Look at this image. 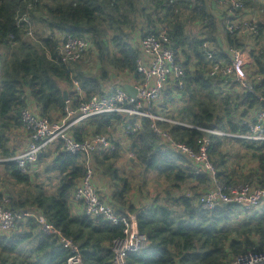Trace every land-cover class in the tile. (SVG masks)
Returning a JSON list of instances; mask_svg holds the SVG:
<instances>
[{"label": "trees", "instance_id": "1", "mask_svg": "<svg viewBox=\"0 0 264 264\" xmlns=\"http://www.w3.org/2000/svg\"><path fill=\"white\" fill-rule=\"evenodd\" d=\"M239 2L242 9L238 11L256 13L253 10L259 8L262 13L249 16L250 21L260 23L258 35L252 37L255 45L248 52L251 77L260 76L264 74V0ZM188 25L201 26L200 35L188 33ZM158 27L166 32V46L174 52L177 64L182 63L185 77L179 81L182 88L175 79L168 80L154 115L189 127L142 118L138 130L134 118L102 115L72 130L77 142L107 136L116 147L111 154L94 156L95 173L99 170L98 174L109 181L114 209L121 216H134L139 233L149 242L146 251L128 255L126 262L230 264L246 253L264 254V208L259 213H245L232 206L201 212L197 195L211 187V180L205 174L196 175L194 165L174 152L153 129L155 126L166 132L196 154L209 137V157L223 185L258 182L264 188L263 142L207 136L199 131L247 135L249 128L243 121L264 105L259 99L264 97V84L256 85L253 94H246L231 78L210 77L214 62L229 64L228 51L246 50L248 33L242 25L233 32L224 31L219 41L220 23L208 0H0V160L16 156L11 135L26 136L24 111L30 109L36 117L61 123L69 111L77 112L82 103L105 96L130 75L139 80L140 48L134 47L133 39L138 28L139 42L150 34L158 36ZM69 36L90 40L93 49L87 58L96 55L95 70L83 59L70 64L62 61L61 45ZM257 43L263 50L257 49ZM207 53L214 59L208 60ZM127 126L132 127L126 139L129 161L144 177L153 175L168 186L166 201H157L143 211L129 204L128 178L115 167L125 147L114 137ZM235 143L256 162L254 169L249 168L250 163L243 167L227 164L224 146ZM50 155L54 157L48 162ZM83 160L60 146L43 151L37 163L42 169L41 183H36L32 167L23 173L14 162L0 163V207L13 213H40L78 246L83 264H112V245L123 237V228L101 218L73 214L74 205H78L74 194L86 174ZM48 176L55 178V182L48 179L56 185L51 192L43 184ZM185 188L187 193H183ZM67 258L52 236L38 232L34 221L20 223L15 231L0 236V264H66Z\"/></svg>", "mask_w": 264, "mask_h": 264}, {"label": "built area", "instance_id": "2", "mask_svg": "<svg viewBox=\"0 0 264 264\" xmlns=\"http://www.w3.org/2000/svg\"><path fill=\"white\" fill-rule=\"evenodd\" d=\"M220 1V0H218ZM222 2V1H220ZM231 9H242L239 0L222 2ZM255 22L249 21L243 24L246 32L256 33ZM229 32L240 29L241 24H229ZM161 40L166 41L164 33L158 36L150 34L140 40V54L137 61L139 80L134 76L128 77L131 83L126 84L136 89V98L124 90V87L111 89L108 94L95 98L80 105L77 112L69 111L68 117L61 123H50L48 120L36 117L30 109L22 114L23 128L27 134L28 142L23 152L9 160H0V163L14 162L23 173H29L30 168L38 163L39 156L45 150L60 146L61 150L71 154L80 155L84 160L86 174L76 188L74 200L83 209L88 217L101 218L107 223L123 228V237L113 242L112 264H127L126 259L130 254L144 252L149 247L148 239L138 231L136 218L128 215H119L114 207L104 201L102 193L95 185L96 168L95 155L111 154L116 150L111 139L107 136L95 137L84 142H77L72 136V130L85 122L102 116L118 115L136 119L135 127L141 128L139 120L150 119L153 123H167L188 128L189 126L166 119L163 116L154 115L153 108L161 99L168 80L175 79L180 88L183 84L180 80L185 77L184 70L175 64L174 52L167 46L161 45ZM61 58L64 63H76L81 61L85 54L93 49V45L87 38L76 39L71 36L64 38L61 45ZM208 46L204 45V49ZM229 64L222 61L214 62L210 77L222 76L233 79L246 94H253L256 85L264 84V74L251 77L252 68L248 66L247 53L241 50L228 51ZM207 59L213 60V56L207 53ZM264 103V97L259 96ZM249 128L247 135H230L219 130L199 129L207 136L224 137L234 140H245L255 143H264V105L256 108L251 116L243 121ZM156 135L179 155L184 156L194 165L196 175L205 174L211 180L208 190L200 191L197 195V205L201 212L209 213L214 210L224 209L229 206L237 207L243 212L255 213L264 207V188L258 184L246 183L242 185L226 187L221 183L214 165L209 157L211 142L209 137L201 142L199 152L194 153L188 146L174 142L166 133L153 126ZM132 127L127 126L125 131H120V137L126 141ZM34 221L40 231L51 235L58 240L59 247L68 255L66 264H83L81 253L76 244L62 236L60 231L47 223L38 212L25 211L13 213L0 207V236L8 235L16 230L20 223ZM230 264H264V254L246 253L238 256Z\"/></svg>", "mask_w": 264, "mask_h": 264}, {"label": "rangeland", "instance_id": "3", "mask_svg": "<svg viewBox=\"0 0 264 264\" xmlns=\"http://www.w3.org/2000/svg\"><path fill=\"white\" fill-rule=\"evenodd\" d=\"M215 4H217L216 0H208L209 8L213 12V14L218 18V21L220 23V31H219L218 36H219V41L221 40V42H222V37L224 35V31H226L227 29H230L229 24H233L235 26L238 24L243 25L249 21V16H255L256 14L257 15L262 14L261 10H259V8H257L256 10H253L256 13H253V12H251V13L246 12L245 13L243 11H238L235 9L233 10L230 8H227L222 13V8L220 6L216 7ZM261 17L259 19V22L262 19ZM257 24H260V23L255 22L253 24V26H255L257 28L256 33H249L248 36H246L247 38L245 39V44L247 45V48L245 51H247V52H245V51H243V52L247 53V55H248V58H249L248 59V66L249 67L252 65V59H251L250 55L248 54V52H250L251 48H253L255 45V41H254L255 38H252V37L258 35V33H259ZM158 30H159V32H162L165 34L166 41L161 40V45L166 46V44L169 43V41L167 39V34L162 28L158 27ZM200 30H201V26H199V25H188V27H187V32L192 34V35H196V36L200 35ZM259 37H260V35H259ZM139 38H140V35H139V28H138L137 34L133 39L134 47H138V45L140 44ZM221 42H220V46H221ZM204 45H207V44L204 43ZM204 45H203V48H204ZM256 46H257L258 50H263V49H260L258 47V43ZM260 47H262V45ZM139 48H140V45H139ZM88 54H90V51L85 54L83 60L86 62V64L88 66L93 67L95 70L97 67L96 55L93 53L91 55V57L87 58ZM174 59H175V64H176L177 61H176L175 56H174ZM249 61H250V64H249ZM179 67L183 69L182 63ZM219 77H222V76H219ZM161 102H162V97L154 106L153 111L156 110L157 105H159ZM222 138H224V137H222ZM224 147H225L224 153L227 155V164L228 165L234 164V165H238V166L243 167L247 163H250L249 168L254 169L256 167V162L252 161L249 156L247 157L246 151L242 147H240L238 144L235 143L233 146L226 144ZM130 158H131V155H130V157H126V159H125V156H123L121 158V161H119L115 165V167L118 168L120 175L128 178L129 185H130L129 196L131 198L134 197V198L138 199L141 202V204H154L157 201H159L160 203H164L166 201V192L168 190L167 189L168 186L164 183L163 179L157 181L158 179H156L155 176H153V175H148V176L144 177L142 175L143 172L137 166H134V164H131V162L129 161ZM94 165H95V163H94ZM95 168L97 169L96 165H95ZM36 174H37V176L36 177L34 176L35 181H37L36 183H41L43 180V178L41 176L42 172L36 173ZM99 176L101 177L100 178L101 181H106V178L102 177L101 175H99ZM46 180L47 181H45V183H43V184L47 185L49 183V191H50L53 189L52 185H54V184L52 183V185H51V181H48V179H46ZM95 180H97L96 176H95ZM187 191L188 190L185 188L183 190V193H187ZM147 208H149V207H146V209Z\"/></svg>", "mask_w": 264, "mask_h": 264}, {"label": "crops", "instance_id": "4", "mask_svg": "<svg viewBox=\"0 0 264 264\" xmlns=\"http://www.w3.org/2000/svg\"><path fill=\"white\" fill-rule=\"evenodd\" d=\"M216 3L218 4H215V6L216 7H218V6H220L221 8H222V13L228 8V6L226 5V4H224V3H222V2H220V1H218V0H216ZM247 58H248V55H247ZM249 59V58H248ZM249 64H250V61H249ZM251 67V66H250ZM252 68V67H251ZM253 70V69H252ZM129 83H131V80H130V78H128V79H125V81H124V83L121 81V83H119L118 82V84L121 86V87H124L126 84H129ZM108 90V89H107ZM111 90V88L109 89V91ZM68 117V116H67ZM66 117V118H67ZM65 118V119H66ZM64 119V120H65ZM24 133V132H23ZM25 134V133H24ZM120 135H121V133H120V131L119 132H117V134L115 135V137H114V141H117V142H119L123 147H125L124 148V153L125 154H123V156H125V159H126V157H130V152L128 151L129 150V144L127 143V141H125V140H123V138L122 137H120ZM12 137H11V147H16L17 148V152H16V155H18V154H20L21 152H23L24 150H25V148H26V145H27V142H28V137H27V134H26V136H24L22 133H21V136H18V135H11ZM52 153L54 152L53 150L51 151ZM53 157H54V155H50L49 156V159H48V162H51L52 160H53ZM132 164V163H131ZM124 165V164H123ZM257 169V168H256ZM245 171H249L248 169H244ZM40 172H42V169H40V168H38L37 167V164L35 165V166H33L32 168H31V173H40ZM96 174V173H95ZM37 175V174H36ZM100 174H98V171H97V174H96V178H97V180H95L96 181V187L98 188V190H100L101 191V193L103 194L102 196H103V198H104V201L106 202V203H108V204H110V205H112V201L110 200V196H111V193L109 192V190H108V187L110 186V183L109 182H107V181H101L100 180V176H99ZM47 179H50V180H52V182H55V178H54V176H48L47 177ZM256 184H258V182H255ZM251 184H254V183H251ZM259 185V184H258ZM53 187H55L56 185H55V183H54V185H52ZM45 187L47 188V189H49V183L47 184V185H45ZM209 189V188H208ZM208 189H206V190H208ZM202 191H205V190H203L202 189ZM129 204L130 205H133V206H136L137 208H138V210L139 211H143V210H145L146 209V207H149V208H151L152 207V205L153 204H141V202L138 200V199H136V198H134V197H130L129 196ZM264 208V207H263ZM263 208L259 211V212H261L262 210H263ZM258 212V213H259ZM245 213H249V212H245ZM255 213H257V212H255ZM73 214L74 215H76V216H80V215H82V214H84V212H83V209H82V207L80 206V205H74V207H73ZM25 226V225H24ZM24 229H26V231L28 230L26 227H24ZM38 232H40V233H42L41 231H40V229L38 228ZM42 234H45V233H42ZM48 236H51V235H48ZM53 237V236H52ZM54 238V240L57 242V245H58V247H59V244H58V240L55 238V237H53ZM61 249V248H60ZM62 250V249H61Z\"/></svg>", "mask_w": 264, "mask_h": 264}, {"label": "water", "instance_id": "5", "mask_svg": "<svg viewBox=\"0 0 264 264\" xmlns=\"http://www.w3.org/2000/svg\"><path fill=\"white\" fill-rule=\"evenodd\" d=\"M124 90L130 95V97L136 98L137 92L134 87L125 85ZM64 100L67 101V93L64 94Z\"/></svg>", "mask_w": 264, "mask_h": 264}, {"label": "bare ground", "instance_id": "6", "mask_svg": "<svg viewBox=\"0 0 264 264\" xmlns=\"http://www.w3.org/2000/svg\"><path fill=\"white\" fill-rule=\"evenodd\" d=\"M5 160V159H4ZM9 160V159H8ZM2 164V163H1ZM93 173H95V171H93Z\"/></svg>", "mask_w": 264, "mask_h": 264}]
</instances>
